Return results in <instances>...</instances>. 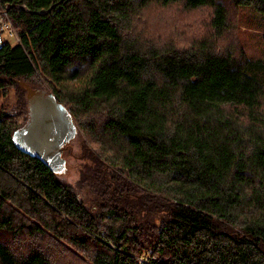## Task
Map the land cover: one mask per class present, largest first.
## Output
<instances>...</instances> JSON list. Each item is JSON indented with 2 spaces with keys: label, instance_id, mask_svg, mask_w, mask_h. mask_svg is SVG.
<instances>
[{
  "label": "trees",
  "instance_id": "16d2710c",
  "mask_svg": "<svg viewBox=\"0 0 264 264\" xmlns=\"http://www.w3.org/2000/svg\"><path fill=\"white\" fill-rule=\"evenodd\" d=\"M5 4L0 264H264V63L236 33L264 0ZM25 85L77 125L62 173L13 143Z\"/></svg>",
  "mask_w": 264,
  "mask_h": 264
},
{
  "label": "water",
  "instance_id": "95a60500",
  "mask_svg": "<svg viewBox=\"0 0 264 264\" xmlns=\"http://www.w3.org/2000/svg\"><path fill=\"white\" fill-rule=\"evenodd\" d=\"M25 86L28 117L12 133L13 143L23 153L39 159L51 171L62 173L66 168L63 149L76 135L77 125L69 110L53 93Z\"/></svg>",
  "mask_w": 264,
  "mask_h": 264
},
{
  "label": "rangeland",
  "instance_id": "374dc122",
  "mask_svg": "<svg viewBox=\"0 0 264 264\" xmlns=\"http://www.w3.org/2000/svg\"><path fill=\"white\" fill-rule=\"evenodd\" d=\"M236 33L238 43L246 54L253 61L264 63V13L255 10L250 5H240L236 20ZM6 36L9 41H16L13 36L9 37L8 34ZM7 100L10 101L11 98ZM76 143L74 145L78 150L79 145L78 142Z\"/></svg>",
  "mask_w": 264,
  "mask_h": 264
},
{
  "label": "built area",
  "instance_id": "2783aa9c",
  "mask_svg": "<svg viewBox=\"0 0 264 264\" xmlns=\"http://www.w3.org/2000/svg\"><path fill=\"white\" fill-rule=\"evenodd\" d=\"M7 10H8V4L3 5L0 9V30L5 31L9 37L13 36V38H15V40H19L17 32L14 29V26H13L10 18L8 17ZM143 257H147V256L138 257V263L139 264H148V261H147L148 259L143 258Z\"/></svg>",
  "mask_w": 264,
  "mask_h": 264
},
{
  "label": "crops",
  "instance_id": "0c3cea01",
  "mask_svg": "<svg viewBox=\"0 0 264 264\" xmlns=\"http://www.w3.org/2000/svg\"><path fill=\"white\" fill-rule=\"evenodd\" d=\"M4 38L8 39L6 36V32L0 30V45H1L2 39H4Z\"/></svg>",
  "mask_w": 264,
  "mask_h": 264
}]
</instances>
